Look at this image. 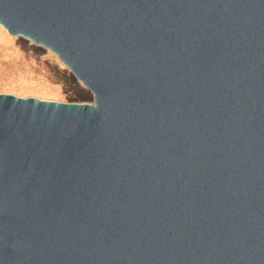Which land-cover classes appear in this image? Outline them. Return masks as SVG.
I'll return each instance as SVG.
<instances>
[{
  "label": "water",
  "instance_id": "95a60500",
  "mask_svg": "<svg viewBox=\"0 0 264 264\" xmlns=\"http://www.w3.org/2000/svg\"><path fill=\"white\" fill-rule=\"evenodd\" d=\"M92 104L0 94V264H264V0H0Z\"/></svg>",
  "mask_w": 264,
  "mask_h": 264
},
{
  "label": "rangeland",
  "instance_id": "374dc122",
  "mask_svg": "<svg viewBox=\"0 0 264 264\" xmlns=\"http://www.w3.org/2000/svg\"><path fill=\"white\" fill-rule=\"evenodd\" d=\"M0 94L92 104L93 95L48 49L0 26Z\"/></svg>",
  "mask_w": 264,
  "mask_h": 264
}]
</instances>
